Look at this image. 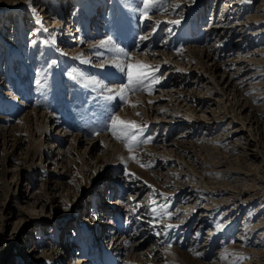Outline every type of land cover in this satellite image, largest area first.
I'll list each match as a JSON object with an SVG mask.
<instances>
[{"label": "rangeland", "instance_id": "rangeland-1", "mask_svg": "<svg viewBox=\"0 0 264 264\" xmlns=\"http://www.w3.org/2000/svg\"><path fill=\"white\" fill-rule=\"evenodd\" d=\"M166 4L167 12L153 10L151 20L142 21L134 11L140 0H0L2 264H18L16 257L31 248L39 264H59L58 244L72 230L78 202L90 214L112 188L118 195L130 182L148 189L143 195L149 193L151 206L143 212L130 204L127 220L149 222L150 209L165 204L174 215L157 218L155 225L146 222L153 244L142 254L120 238L115 250L109 246L95 255L83 236L72 251L82 252L86 263L230 264L242 255L238 264H264V0ZM174 4L180 8L174 11ZM178 13L181 24L169 23L180 19ZM153 27L157 31L141 43L139 36ZM109 35L132 62L159 65L162 80L151 93L138 90L126 100L106 101L83 78L69 77L75 68L112 89L127 82L113 65L98 66L115 59L107 49L91 47ZM53 38L54 45L45 43ZM85 58L91 63H81ZM116 116L147 124L144 138L154 139L130 154L109 131ZM53 158L57 163L51 164ZM31 186L27 200H19L18 188ZM36 202L45 204L44 224L29 213ZM8 210L14 216L3 228ZM27 218L33 221L14 252L8 237ZM199 220L208 225L193 228ZM225 250L229 255L222 260Z\"/></svg>", "mask_w": 264, "mask_h": 264}, {"label": "bare ground", "instance_id": "bare-ground-1", "mask_svg": "<svg viewBox=\"0 0 264 264\" xmlns=\"http://www.w3.org/2000/svg\"><path fill=\"white\" fill-rule=\"evenodd\" d=\"M229 8H230V5H229ZM18 17L19 16L17 15V18ZM218 24H220V23L215 24L216 27H218ZM205 124H207V123H205ZM178 126L179 125L173 126V129L176 130L178 128ZM234 133L237 135L238 133H241V132L239 130V131H234ZM57 152H61V151H57ZM52 157H50V158H52ZM55 163H57V160H55V159L52 160L51 164H55ZM50 169L54 170V166H53V168H50ZM50 173H52V172H50ZM53 173H55V172H53ZM110 187L112 188L113 184H111ZM123 187L124 186L121 187V189H122L121 193L118 195L114 192V190L112 188V190L108 193L109 195L107 196V200L105 201V203H101V201L96 202V205L94 206V208L91 209L90 214H89V211H86L85 206L81 205L82 201L78 202L76 207L74 209H72V211H74L73 223L70 226V228H68V230H70V229H72V230L67 232L65 234V237L61 236L59 244H58V251L60 252L61 258H62L61 262L59 264H88V263H86L87 261H85V259L83 260L82 252H79L77 254H75V253L73 254V251H72V248H74L75 246L77 247V246H81L83 244V236H86V240L89 241L91 249H93L95 255L101 253L100 249L102 247L107 248L110 246L107 250H109V251L115 250V245L120 238H122V240L124 242L126 240H130L132 245L130 246L129 250L134 251L137 254H142V253L146 252V250H148L149 247L151 248L150 245L153 244V239H152L151 229L148 228L150 225L146 224L147 221H145L144 219H142V220L140 219L137 221L133 216L134 214L133 215L131 214L133 217L129 220H127V217H126L127 213L129 212L128 207L130 206V204H134L133 205L134 207H137V205L139 204L140 205V211H143V212L145 211L144 207L149 205L148 207H146V211H149V207L151 206V204L147 203L148 201H150L149 193L147 192L146 195H143L144 192L147 191L148 189L143 191V186H141L140 184H137V182H135V183L130 182L128 184V186H125L124 188ZM27 188H23V187L18 188L19 191H18L17 195H18L19 200L24 201L26 199V196L31 194V191L33 190V186H31L29 189H27ZM129 190H131V191L129 192ZM149 191L151 192L150 189H149ZM30 198L32 199V197H30ZM50 198H51V202L56 201L55 200L56 198H54L53 196ZM190 198H191V196H190ZM189 199H188V201H189ZM39 204L40 203L36 202L34 204L35 206L32 205L33 207L31 208L29 213L35 217V219H34L35 221L39 220L40 222H42V224H44L47 222L49 217L43 211V209L45 208V204H40V207H38ZM37 207H38V209H36ZM202 208L203 207H200V209H202ZM200 209L199 208L196 209L197 210L196 211L197 216L200 213ZM10 210H8L7 213L3 217V220H4L2 222L3 228H7L10 225V223H11L10 220L14 216L13 212H11ZM68 210H69V208L67 210H65V212L63 214L64 217L61 218V220H63V221L67 220L68 214L66 216V213ZM97 212H98V214H97ZM132 212L133 211H131V213ZM143 212H141V213H143ZM93 214H95V216ZM105 216L107 217V220H109L108 224H111L110 227L108 226L107 221L105 220ZM143 216L144 215L142 214V217ZM79 218H80V221H79ZM126 220L128 222H126ZM32 221H31V218H27L21 224V226L19 228H17L14 231L12 230L10 237H8L10 239L9 242H12V247L10 248V250L14 249V252H15L16 243L19 242V240H21L23 232L25 231V229H27L29 226H31ZM121 221H123L125 223L123 224V223H121ZM138 222L142 223V225L139 226ZM147 223H149V222H147ZM198 224H199L198 228H201V229L205 228L208 225V223H205L203 225V222H201V220H199L196 225L193 223V225H191V226H193V228H194ZM99 242H100V245L102 242H104L105 246H103V243H102V246L97 248V244ZM109 242H111L110 245H109ZM24 246L27 247V245H25V243H24ZM78 250L79 249L76 248V252ZM36 251H37L36 248H31V249H29V251L27 252V254L25 256L20 255L19 257H16V258H18V264H39L40 262L36 261L37 259H35L36 258L35 257ZM12 256H13V254L11 253V254H8L7 257H12ZM56 262L57 261H55L52 264H56ZM0 264H2V263L0 262ZM46 264H50V263L47 262Z\"/></svg>", "mask_w": 264, "mask_h": 264}, {"label": "snow or ice", "instance_id": "snow-or-ice-1", "mask_svg": "<svg viewBox=\"0 0 264 264\" xmlns=\"http://www.w3.org/2000/svg\"><path fill=\"white\" fill-rule=\"evenodd\" d=\"M140 2L141 6L134 9V11H137L141 14L140 19L142 21L151 20L152 17L150 16V13H152L153 10L159 11L163 9V11L165 12L168 11L166 0H140ZM171 7L175 11L176 9L180 8V4H174L171 5ZM33 11H35V9H33ZM178 15H180V19L171 20L169 21V23L180 25L183 20V15L180 13H178ZM158 25L159 21H157V26ZM156 31L157 28L153 27L150 33L139 36V41L141 43H143L144 41H149L152 34ZM169 31H171V29H169ZM33 43L35 44L36 41H33ZM45 43H51L54 45L55 38H53L51 41H45ZM91 47L98 49H107L108 51L114 53L115 59L106 60L103 63H100L98 66L100 68H104L105 64H111L119 71V73L124 74L127 80L125 84L121 85L120 88L116 90L109 88L103 80L97 79L96 76L88 75L85 72L78 71L75 68L72 70V72L68 73L69 77L73 79H76L77 77L83 78L84 86H91L94 91L98 92V95L102 99L111 101L116 97H119L122 100H126L129 92L143 90L151 93L155 86L161 83L162 77L156 75V72L159 71V65L152 66L140 61L132 62L133 58L131 53L125 48L120 47L119 44L115 43L111 35L107 36L106 39L101 40L98 45H92ZM64 55L67 54L64 53ZM95 55L97 57H103L104 52L97 51ZM52 63L55 64L56 61H53ZM81 63L89 64L91 63V61L85 58L81 61ZM161 111H165V109H161ZM137 115H139V113H137ZM146 130L147 124L140 125L136 121L123 120L119 116L111 119V126L109 128V131L112 133L113 137L116 140L124 142V146L128 149L130 154L136 146L144 143H149L154 139V137L151 135L144 138V133ZM129 159H134L137 161V163H139V160L135 155H130ZM141 166L144 167V165ZM125 175H129L127 169L125 170ZM131 175L134 176L135 174L133 173ZM152 203H154V201ZM138 208L139 204L137 205L136 209H133V211H136ZM93 215L95 216V214ZM149 215L153 217V220L149 221V223L155 225L157 223H160V220L157 218L163 216L171 218L174 213L168 211V205L165 204L160 205L158 208L152 207L150 209ZM164 227L166 229H172L178 227V225L165 224ZM218 227H222V225H218ZM159 234L160 233H157V235ZM197 235L199 236V233H197ZM195 255L200 256L201 253L196 252ZM228 255L229 254L227 250H225V252L221 254L220 258L222 260L227 259ZM244 259L245 257L242 255L237 256L235 259L230 261V264H238V261H243Z\"/></svg>", "mask_w": 264, "mask_h": 264}]
</instances>
